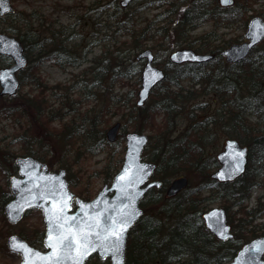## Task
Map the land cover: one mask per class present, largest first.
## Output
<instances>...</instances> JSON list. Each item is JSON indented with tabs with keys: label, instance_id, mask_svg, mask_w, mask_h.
<instances>
[{
	"label": "rangeland",
	"instance_id": "1",
	"mask_svg": "<svg viewBox=\"0 0 264 264\" xmlns=\"http://www.w3.org/2000/svg\"><path fill=\"white\" fill-rule=\"evenodd\" d=\"M10 1L14 10L9 14L10 16L0 17V31L16 36L9 30L10 26L16 25L23 30L31 28L33 31H38L48 40L52 30L66 29L64 37L73 36L68 43L69 47H73V54L86 57L79 65H70L66 62L61 65L51 55V51L53 53L55 50L51 49L50 55L45 53L38 58L33 55V58L29 59L32 67H27L22 73L24 81H21L17 93L19 98L10 100L11 98L0 93V155H2L0 192L9 189V178L15 174L13 164L6 159L3 160L9 152L15 153L16 158L25 155V147L42 149L43 144L38 140L45 138L47 129H53L52 135H57V132L65 127L64 125L70 123L75 124L78 130L84 124L98 121V127L105 131L107 141L108 128L118 121L122 126L115 141L96 146L94 150L88 148V142L78 133L74 137H68L63 148L61 146L64 141L60 143L59 140H65L66 137L62 139L56 136L58 148L55 143L53 147L55 165L51 169L58 171L61 168L60 160L63 158L68 160L71 166L70 172L79 182V188H89L93 193L92 197L106 182L105 176H110L112 179L120 169L125 153L127 132L143 131L153 141L159 138V133L166 132L167 135L169 129L170 136L172 133L177 135L186 130L188 125L195 121V117L204 114L202 111H195L196 115H192L194 106L198 102H207L210 105L206 107V112L212 113L216 121L210 128L209 140L200 144L205 158L208 154L216 157L228 138L237 139L229 136L226 131L229 126L218 111L219 97L211 90H201V86L192 85L189 80H184L182 84L188 89L193 87L194 89L191 90L195 93L185 98L179 112H174L173 124H170L169 128L166 127L167 119L163 112L154 109L150 113L147 112L155 103L151 97L144 104L147 108L146 114L141 111L145 116L138 121L132 120L134 116L132 112L134 105H137L141 88V72L137 76L125 75V64L135 61L142 69L144 61H138L136 56L142 50L150 48L157 65L165 69L167 58L176 49L191 47L207 53L218 46L223 48L228 44L240 42L244 39L248 19L252 15H261L260 12H264L262 2L252 3L251 10L245 12L243 9L237 12L238 15L236 13L235 18L206 19L180 37L175 23L178 15L171 14L172 18L169 22L160 20L158 14L170 12L175 3H183V0H135L127 7L121 6V0ZM127 16H130L128 20ZM168 29L170 30L168 37L165 34H158ZM6 65H9L7 60L0 58V67ZM32 96L37 101L47 104L43 113L48 116L56 115L54 121L48 119L50 122L45 125L40 120L42 115H38L39 119L34 120L33 117L22 113L25 110L22 100ZM8 106L14 107L15 111L11 115L7 113ZM31 107L33 110L36 109V103L32 102ZM249 118L255 120L256 117L251 115ZM136 124L138 128L133 127ZM120 133H123L122 137ZM189 137L196 139V134H191ZM123 138L124 148L121 141ZM185 143L187 155L190 154L193 146L197 147L196 144H188V140H185ZM185 172V169H180L176 175H184ZM202 173L191 170L189 175L186 174L191 188H197L207 180ZM169 174L170 172H165L166 176ZM157 177L162 178V174ZM110 179L107 182H111ZM258 179L260 184L252 188L251 196L242 205H232L233 201L215 197L214 201L208 204L207 209L214 206L227 209L237 238L248 239L256 232L264 234V225H262L264 217L256 219L252 224H246L247 220H250L245 212L247 209L259 206L262 211L264 210V176ZM209 192L208 189L200 190L202 195ZM44 228L45 222L40 209H31L17 223L9 222L4 210L0 212V264H18L21 260V255L9 250L6 245L10 234H38L39 230ZM108 263V260L99 263L95 256L88 262V264Z\"/></svg>",
	"mask_w": 264,
	"mask_h": 264
},
{
	"label": "trees",
	"instance_id": "2",
	"mask_svg": "<svg viewBox=\"0 0 264 264\" xmlns=\"http://www.w3.org/2000/svg\"><path fill=\"white\" fill-rule=\"evenodd\" d=\"M214 1L212 3L211 0H183V3H175L170 12L165 11L158 16L160 20L169 21L172 18L171 14L178 15L175 19L176 31L181 37L187 30L196 27L206 19L235 18L237 12L243 9L245 12L251 10L254 2L264 4V0H243V2L236 0L234 5L222 7L217 0ZM260 13L264 14V12ZM7 16L10 15L7 14ZM129 18L130 16H127L126 19ZM9 30L13 31L21 40L25 54L30 60L33 55L35 58L43 56L45 53L50 55L51 49L55 50L53 53L51 51V55L61 65L64 62L70 65H79L85 60V55L80 57L74 55L73 47L68 46L70 37L73 38V36L65 38L66 29L52 30L48 40L40 32L33 31L31 28L23 30V28L14 25L10 26ZM169 31L168 29L158 34H165L168 37ZM48 46L51 48H47ZM221 49V46L210 49L209 51L213 52V57L205 63L187 61L176 64L167 58L166 77L155 86L151 94V98L155 100L154 106L148 108L150 110L147 111L144 105H134L132 120L142 119L145 115L141 111L146 114V111L150 113L154 109L165 114L166 127L169 128L170 124H173L174 112H179L185 98L191 97L195 93L194 90H191L194 89L193 87L188 89L182 84L184 80H189L192 85L201 86V90H211L219 97L218 111L226 120V125L229 126L226 130L228 135L236 137L240 143L249 147L247 171L240 178L229 183H219L211 178L210 173L219 165V162L215 156L209 154L205 158L200 146L209 140L210 128L216 122L212 113L206 112V107L210 106L207 102L196 103L192 115L194 116L196 115L194 113L200 111L204 114L201 117H195V121L191 122L186 130L177 135L172 133L170 136L169 129L167 135L166 132L159 133L160 136L155 140L156 142L150 138L144 155L158 163L156 174H162L164 183L159 189H150L142 199L145 212L130 232L126 264H225L234 256L241 244L248 240L235 236L228 242L218 240L205 227L202 213L208 204L214 201V197L233 201L232 205H242L251 196L252 188L260 184L258 177L264 176V42L257 45L245 60L236 64H228L220 52ZM4 59L10 61L9 58ZM27 67H32L31 63ZM125 69V75L137 76L141 71V66L136 65L135 61H131L130 64H125ZM24 70L19 72L21 81H24L22 76ZM7 97L13 100L19 98V95ZM32 102L36 103L34 110L31 107ZM21 103L25 109L22 113L33 117L34 120H38V115H42L40 120L47 125L49 120L56 119V115L44 114L47 104L37 101L33 96L25 98ZM7 108L9 109L8 115L14 113V107L8 106ZM251 115L256 117L255 120L249 118ZM64 126L57 132V135H52L53 129H47L44 135L46 139L38 140L43 144L42 149L25 147V154H31L46 161L50 168H53L55 165L53 147L55 143L56 145L58 143L56 136L58 138L60 136L62 139L66 137L65 140H59L60 143L64 141L61 148L66 146L68 137H74L77 133L88 142L87 146L91 150H94L96 146L108 143L105 131L98 127V121L84 124L78 130L75 124L70 123ZM133 127L138 128L137 124ZM121 134L123 133H120V137H122ZM191 134H196V139L190 138ZM185 140H188V144L197 145L190 149L188 155L185 151L187 149ZM121 141L124 148V138ZM154 142L155 145L152 146ZM4 159L13 164V172L16 173L15 153L9 152ZM1 162L2 155H0ZM60 165V167L67 168L71 188L84 198H92L93 193L89 188H79V182L70 172L71 166L68 160L61 159ZM180 169H185V173L188 175L191 170L203 172L202 174H205L207 180L197 188L188 186L180 193L168 196L165 194L167 183L171 176H177ZM165 172H170L169 176H166ZM105 177L107 182L110 176L106 175ZM203 189H208L210 192L202 195L200 190ZM11 197L9 189L1 190L0 212H3L5 203ZM245 212L250 219L246 224H252L256 219L264 217V210L262 211L259 206L251 207ZM262 225H264V220ZM257 234L259 233L256 232L252 236ZM21 235L36 246H43L44 230H39L38 234ZM101 261L104 260L98 258V262Z\"/></svg>",
	"mask_w": 264,
	"mask_h": 264
},
{
	"label": "water",
	"instance_id": "3",
	"mask_svg": "<svg viewBox=\"0 0 264 264\" xmlns=\"http://www.w3.org/2000/svg\"><path fill=\"white\" fill-rule=\"evenodd\" d=\"M132 1L121 0V4L127 6ZM219 1L223 6H229L234 3V0H229L227 3L224 0ZM12 10L11 1L3 0L0 14L4 15ZM244 35L246 37L244 41L233 43L222 50V54L228 62L243 60L264 39V18L259 15L251 17ZM0 54L8 55L13 59L11 66L0 68L1 93L13 95L20 86L16 72L25 68L27 56L24 53L22 42L17 37L4 32H0ZM211 57L212 54H201L192 48H182L173 51L170 55V60L176 63L187 60L203 62ZM141 58H147V61L142 69L138 105H143L149 98L153 87L165 78L164 70L153 63L151 49L141 51L137 55V59ZM120 126L121 123L118 121L108 128L106 134L109 141H114L117 138ZM148 140L149 135L145 132L129 131L126 133V151L121 168L115 173L112 182L110 184L105 183L92 199H85L71 190L66 168L52 171L46 162L34 156H17L15 162L18 174L10 177L9 185L13 197L5 204L4 213L9 222L17 223L28 210L40 208L45 222L44 248L30 244L27 239L18 233H12L8 236L6 240L8 248L10 249L11 238L15 237L17 242L23 243L40 253L41 257L50 256L52 248L47 246L49 213L53 214L52 236L55 240L57 235L56 215H61L60 223H63L65 228H71L74 232L85 225L94 223L95 221L92 218H96L100 224L99 229L85 228L86 231L94 232L110 227L113 220L119 221L121 213L136 211L138 214L132 219L123 238V264H126L129 232L143 214L140 200L148 189L161 185L160 180L148 181L157 168L156 162L143 157V151ZM237 153H243V156L239 157ZM248 153L247 146H242L235 139H227L223 149L217 154L220 166L212 173V177L219 182H230L237 179L246 172ZM125 169H127V173H125ZM133 174L138 178L142 177V181L137 179L134 184L129 185L127 177H131ZM121 176H126V179L121 180ZM187 184L188 179L185 176L176 178L169 185L167 193L174 195ZM64 202H66V206L63 213L60 214L57 210L60 209ZM213 213L216 215L213 216ZM68 218H75V220ZM203 219L205 226L218 239L227 241L233 236L231 225L228 222L227 211L224 207H213L205 211ZM94 254L101 258H109V264H118L119 257L113 258L104 247L99 245L94 250H89L82 264H86L87 260ZM33 259L37 264H51L48 260L41 261L40 257H33ZM19 264H23L22 255ZM63 264H73V262L69 258ZM227 264H264V235L256 236L244 243Z\"/></svg>",
	"mask_w": 264,
	"mask_h": 264
},
{
	"label": "snow or ice",
	"instance_id": "4",
	"mask_svg": "<svg viewBox=\"0 0 264 264\" xmlns=\"http://www.w3.org/2000/svg\"><path fill=\"white\" fill-rule=\"evenodd\" d=\"M229 2V0H224ZM3 6V0H0V7ZM7 10V9H5ZM195 58V57H194ZM142 140V138H141ZM239 157L243 156V153H237ZM127 173V169H125ZM121 180H125L126 176H121ZM137 179L142 181V177H137L133 174L131 177H127V183L129 185L134 184ZM66 202L62 203L58 213L62 214ZM136 211L123 212L120 215L119 221L113 220L112 224L108 228L101 229L99 231H86L88 229H99L100 224L96 218H92L95 222L85 225L79 228L78 231H72L71 228H65L63 223H60L61 215H56L57 235L55 240L53 239L52 232V213H49V230L47 246L52 248V254L48 257H41L40 253L29 248L27 245L17 242L15 237L11 238L10 249L13 252H18L23 256V264H37L33 257H40V260H48L51 264H63L65 260L69 258L73 264H82L83 259L88 255L89 250H94L97 245L104 247L113 258L119 257L118 264H123V238L124 233L127 231L132 219L137 215ZM213 216L216 214L213 213ZM73 219L75 218H68Z\"/></svg>",
	"mask_w": 264,
	"mask_h": 264
},
{
	"label": "flooded vegetation",
	"instance_id": "5",
	"mask_svg": "<svg viewBox=\"0 0 264 264\" xmlns=\"http://www.w3.org/2000/svg\"><path fill=\"white\" fill-rule=\"evenodd\" d=\"M258 235V234H257ZM257 235H255V236H257ZM261 235V234H260ZM252 238L254 237V236H251Z\"/></svg>",
	"mask_w": 264,
	"mask_h": 264
}]
</instances>
